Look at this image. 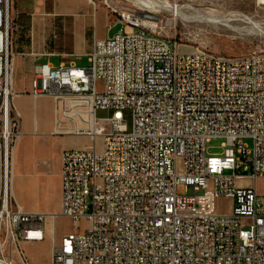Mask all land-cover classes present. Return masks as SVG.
<instances>
[{"label": "built area", "instance_id": "2783aa9c", "mask_svg": "<svg viewBox=\"0 0 264 264\" xmlns=\"http://www.w3.org/2000/svg\"><path fill=\"white\" fill-rule=\"evenodd\" d=\"M119 18L88 66L35 68L31 96L90 95L89 131L103 141L62 151L61 210L49 213L25 211L14 195L22 131L0 25V264H264V51L186 49L128 10ZM215 137L224 151L209 155ZM60 216L73 230L58 240ZM47 240L51 259L38 262L26 246Z\"/></svg>", "mask_w": 264, "mask_h": 264}, {"label": "rangeland", "instance_id": "374dc122", "mask_svg": "<svg viewBox=\"0 0 264 264\" xmlns=\"http://www.w3.org/2000/svg\"><path fill=\"white\" fill-rule=\"evenodd\" d=\"M168 2L175 5H190L193 10L190 13L211 15L214 17L227 16L232 13L244 14L252 17L260 26L261 31L253 28L252 24L234 21L235 26L244 28L243 31L231 30L226 25L214 24L203 21H187L181 16L175 15L172 11L160 9L154 15L159 21V26L154 27L161 33L162 36L176 40L182 43L186 49L207 48L215 53L228 56H244L254 50L264 51V2L261 0H156L161 3ZM7 3V5H5ZM4 8L8 13L9 18V36L10 42L14 34V16L17 11L23 10L26 13H37L40 18L51 17L52 31L58 32L63 28V18H67L69 23L67 26H73L72 19L78 24L83 19L82 14L86 15L87 11L94 14L96 18L106 23L108 21L109 36H114L122 27L119 22V13H125V10L130 11L136 17H141L142 6L138 5L134 0H5ZM66 13L67 16H59L57 13ZM74 14V15H73ZM55 17V18H54ZM131 26V25H125ZM252 26V27H251ZM251 27V28H250ZM66 28V26H65ZM68 28V29H69ZM94 33L93 28L87 29V38ZM10 47V46H9ZM75 63L79 66H88L87 57H72ZM62 58L53 57L51 62L59 64ZM16 78V75H15ZM16 86V80L13 87ZM15 91V89H14ZM17 94H19L17 92ZM42 98H51L44 96ZM81 108V107H80ZM78 108V109H80ZM54 115V106L52 107ZM100 115H106V112L100 111ZM52 118L50 112L39 113V117ZM21 120V116H20ZM79 117L76 121L79 122ZM83 127H87L84 123ZM48 128V127H46ZM38 136V147L44 155L41 159L46 160V169L50 171L44 177L45 184L42 186V194L40 203L38 197L31 189L28 171H23V168L15 169V192L20 202H23L27 208L39 207L43 211L59 212L61 210L60 196L56 188L60 185L59 163L56 159V153L61 152L63 148L78 147L75 144H81L80 147L91 146L97 140L98 149H102V138L95 139L93 135H56L49 134V129L42 130ZM84 131H89L84 130ZM224 138L215 137L207 142V151L209 155L222 154L224 151ZM243 145H247L250 150L253 149V140L245 138L242 140ZM49 163V164H47ZM231 171H226V174H231ZM259 186L262 187V181L259 180ZM202 190H196V194H202ZM192 187L180 185L178 194L191 195ZM38 204V205H37ZM217 208L221 212H229L232 208V201L229 198L221 197L217 201ZM249 222H244L246 228L249 227ZM57 238L61 237L73 230V222L67 217L60 216L57 219ZM28 254L38 262H48L51 259V243L49 240L38 245L26 246Z\"/></svg>", "mask_w": 264, "mask_h": 264}, {"label": "crops", "instance_id": "0c3cea01", "mask_svg": "<svg viewBox=\"0 0 264 264\" xmlns=\"http://www.w3.org/2000/svg\"><path fill=\"white\" fill-rule=\"evenodd\" d=\"M64 14L66 13H57L59 16H67ZM82 16L83 19L78 24L72 19L73 26L71 28L67 26L69 20L64 17L62 20L64 27L60 28L58 32L52 31V20L49 16L40 18L37 13H26L19 9L14 16L15 28L10 49L14 58L13 85L16 80V86L14 87L15 91L12 89L15 94L14 105L21 116L22 131L15 150L14 167L15 169L21 167L23 171H28L31 189L37 195L38 203H40L42 186L45 184L44 177L50 171V167H48L49 170L46 169V160H40L44 156L40 151V146L38 147V136L43 133L42 130L49 129V134L52 136L93 134L91 131H84L92 128L90 120L94 112L90 109L92 102L90 95H58L52 99L42 97L34 99L30 94L37 66L45 63H49L53 67H57L61 63L77 65L72 57L88 58V53L95 40L110 37L108 21L104 23L101 18H96L90 11ZM88 28H93L94 31L89 38H87ZM53 57L62 59L56 65L51 62ZM53 106L54 115L51 111ZM40 112L43 114L50 112L52 118L49 116L42 119L39 117ZM99 113H97L98 116H103ZM76 117H79V122L76 121ZM84 123L87 124V127H83ZM75 145L78 147L73 148H83L80 147L81 144ZM65 149L68 148H63L61 152L56 153V159L60 165L59 171H61V153ZM56 191L60 196L61 204V179ZM14 195L17 202L27 212H52L43 211L38 206L27 208L23 202L18 200L15 187Z\"/></svg>", "mask_w": 264, "mask_h": 264}, {"label": "bare ground", "instance_id": "6f19581e", "mask_svg": "<svg viewBox=\"0 0 264 264\" xmlns=\"http://www.w3.org/2000/svg\"><path fill=\"white\" fill-rule=\"evenodd\" d=\"M134 1H136L139 6L140 5L142 6V8H140L142 9V12H140L139 14L141 17H137V18L140 21H142L144 24L150 25L152 27L159 26V21L157 20V17L154 15V13H156L158 10L162 8L165 10L172 11L175 15L181 16L183 19L187 21L211 22L214 24L226 25L229 28H231V30L243 31L244 28L235 26L232 23L234 21H241V22L252 24L253 28L261 31L260 26L257 24V22H255L252 17L248 15H244V14L232 13L227 16L214 17L211 15L200 14L198 11H196V14L190 13L191 10H193L194 12V9H192L190 5H175V4H169L168 2L162 3V1L160 3V2H156V0H134ZM261 1L264 2V0H261ZM4 2L5 0H0V25L2 23L5 26L6 30L8 31L6 37H8L7 43H8V48H9L10 46L9 24L10 23H9V18L7 16L8 13L6 9L4 8ZM5 5H7V3ZM119 15L123 16L125 15V13H119ZM127 24L131 26H135V18H131V16H124V25H127ZM4 39H5V36H4ZM0 46H1V36H0ZM11 91L13 92V89ZM239 181L240 182H245V181L250 182L251 180L249 178H239ZM11 264H19V263H11Z\"/></svg>", "mask_w": 264, "mask_h": 264}]
</instances>
